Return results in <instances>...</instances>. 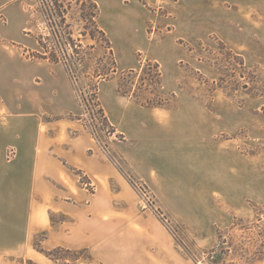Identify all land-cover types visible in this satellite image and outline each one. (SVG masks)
<instances>
[{
    "label": "crops",
    "instance_id": "obj_1",
    "mask_svg": "<svg viewBox=\"0 0 264 264\" xmlns=\"http://www.w3.org/2000/svg\"><path fill=\"white\" fill-rule=\"evenodd\" d=\"M8 2L0 3V264H62L47 255L57 248L90 251L92 261L77 264H188L173 234L142 206L124 172L79 118L83 109L62 63L26 56L25 49L41 48L29 31L25 3ZM96 2L114 44L116 36L124 44L146 39L149 14L129 12L135 1ZM211 7L207 0H179L174 25L192 19L193 10L205 22ZM247 12L259 13L260 20L251 24L248 18V26L264 36V0H252ZM152 51L162 66V86L177 91L178 105L146 107L118 94L113 80L103 83L105 113L125 137L112 147L164 210L201 233L223 217L216 204L223 188L217 175L222 145L207 127L211 117L178 89L175 65L182 51L171 43L159 54ZM82 176L92 180L94 191Z\"/></svg>",
    "mask_w": 264,
    "mask_h": 264
},
{
    "label": "rangeland",
    "instance_id": "obj_2",
    "mask_svg": "<svg viewBox=\"0 0 264 264\" xmlns=\"http://www.w3.org/2000/svg\"><path fill=\"white\" fill-rule=\"evenodd\" d=\"M6 1H9L10 6L24 2L29 31L34 33L36 39L37 35L46 34L47 22L42 11L50 10L48 0H0V3ZM123 1L127 4L135 1L138 4L129 10L134 15L138 16L144 12L149 14L145 22L146 39L137 37L130 44H124L123 39L116 36L114 44L110 32H107L118 72L113 78L99 82L96 91L98 99L101 102L100 88L103 83L113 80L118 88L122 71L139 70L148 60L159 63L149 55L152 47V53H158L162 46L171 43L182 51V58L177 60L175 65L178 89L191 94L211 117L207 127L214 133L213 141L222 145V168L217 170V175L221 172L223 188L216 200L217 206L223 212L222 220L203 228L201 233L179 221L162 208L160 199L138 177L128 161L113 149L112 143L125 140V137L104 124L92 99L97 83L95 70L108 66L110 58L100 41L80 36L84 23L79 20L78 8L74 4L67 16V24L72 27H66L67 31L63 34L67 36L68 32H72L70 38L83 46H74V49L84 56L83 63L75 67L79 91V94H76L83 109L79 118L83 119L102 149L124 172L140 197L142 206L151 209L192 254L200 257L201 260L197 264L206 261V254L202 250H210L217 245L220 232L227 242L222 244L226 248L223 249L225 253H222L225 259L219 264H264V36L254 33L248 26V18L251 24L253 18L254 21L260 20L259 13L247 12L252 0H207L214 5V9L211 7L207 10L212 13L207 21L201 22V12L193 10L192 19L188 18L174 25V18L179 15V0ZM138 2L145 5L146 9ZM218 10L220 15L217 14ZM105 21L106 18L101 17L104 27ZM108 25L110 27L109 22ZM111 28L117 34V27L111 24ZM80 39L82 42L78 41ZM147 46L149 51L139 49H145ZM170 55L168 53L166 56ZM237 56H241L243 65L239 64ZM3 58V52L0 51V60ZM159 65L162 70L160 63ZM127 78L128 81L134 80L133 76L131 79ZM138 79L136 78V82ZM163 92L170 100V94H176V99L171 101V107H176L177 91H167L163 87ZM137 94L143 98L150 96L148 92ZM82 181L92 191L96 189L92 180L82 176ZM176 245L188 260V264H196L177 241ZM51 258L63 259L62 264L92 261L88 250L72 251L65 248L56 251L55 256Z\"/></svg>",
    "mask_w": 264,
    "mask_h": 264
},
{
    "label": "trees",
    "instance_id": "obj_3",
    "mask_svg": "<svg viewBox=\"0 0 264 264\" xmlns=\"http://www.w3.org/2000/svg\"><path fill=\"white\" fill-rule=\"evenodd\" d=\"M48 1L51 4H49L50 10L48 11L46 9L45 11H42L45 17V22H47V32L44 36L42 34L36 36L41 45L42 51L25 49L26 56L29 58L45 59L52 63H62L76 92L79 94L77 88L78 76L76 75L77 72L75 67L76 65L83 63L84 56L80 54L79 51H76L74 46L80 48L83 46L79 45L76 42L77 40L70 38L72 32H68L67 36L66 34H63L64 31H67L65 28L69 27L67 24V16L73 5L76 4L79 20L84 23V29L80 32V36L89 37L93 41H100L102 47L108 51L110 58L108 62L109 65L103 67V69L98 68L95 70L94 76L97 78V83L95 85V92L92 99L95 102L94 105L98 107L97 111L101 114L104 124L109 126L112 131H116L115 127L109 122L105 110L98 99V94L96 93L99 82L113 78L118 72L117 61L115 59L111 40L100 22L101 10L99 4L95 0ZM71 27L72 26L69 28ZM63 28L64 30H62ZM78 41L82 42V39ZM222 44L225 46L224 43ZM237 59L240 65L244 64L241 56H237ZM132 76L134 80L128 81L127 77H130L131 79ZM136 78H139L137 82ZM162 82L163 75L159 63L148 60L146 63H143V66H141L139 70L130 69L122 71L117 91L124 96L131 97L136 102L146 107H171L173 105L171 101L176 99V94H170L171 100L166 98L164 96ZM139 92H148L150 96L149 98H143L141 95L139 96L137 94ZM79 98L81 99V102H83L80 95ZM172 234H174L173 231ZM223 237L222 232H220L218 244L210 250H202V252L206 254V261L203 262V264H219L220 261L224 262L225 258L222 253H225V251H223L225 247L222 244L227 242V240H224ZM175 239L196 264L201 260L199 256L192 254L188 250V247H186L178 237L175 236ZM59 249L63 250L64 248H57L48 251L47 255L51 257L55 256L56 251Z\"/></svg>",
    "mask_w": 264,
    "mask_h": 264
},
{
    "label": "built area",
    "instance_id": "obj_4",
    "mask_svg": "<svg viewBox=\"0 0 264 264\" xmlns=\"http://www.w3.org/2000/svg\"><path fill=\"white\" fill-rule=\"evenodd\" d=\"M14 154V152H13V150L11 151V155H13Z\"/></svg>",
    "mask_w": 264,
    "mask_h": 264
}]
</instances>
